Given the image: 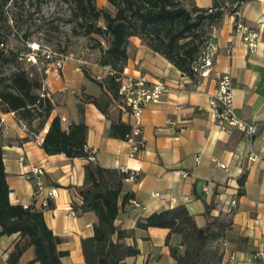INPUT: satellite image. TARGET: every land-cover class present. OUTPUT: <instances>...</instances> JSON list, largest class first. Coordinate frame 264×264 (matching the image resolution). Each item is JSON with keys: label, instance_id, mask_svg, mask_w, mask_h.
Instances as JSON below:
<instances>
[{"label": "crops", "instance_id": "1", "mask_svg": "<svg viewBox=\"0 0 264 264\" xmlns=\"http://www.w3.org/2000/svg\"><path fill=\"white\" fill-rule=\"evenodd\" d=\"M191 3L207 10L213 6V0ZM222 8L221 18L207 30L205 46L214 48V55L206 75L184 74L140 37L128 38L124 73L168 86L159 101L144 106L143 147L134 157L128 156L129 145L123 138L109 135L111 120L92 102L85 101L83 95L90 94L106 104L113 118L127 124L130 118L104 87L83 77L75 82L83 88V94L76 96L70 93L74 82L55 73L50 80L53 90L48 83L52 109L41 124L30 126L15 113H0V145L9 202L42 212L46 225L59 238L58 249L67 251L61 258L63 264H85L80 238L92 235L96 217L91 211L71 213V201L80 202L77 187L84 181V165L89 159L46 153L41 146L54 116L64 118L60 124L65 131L78 121L86 125L85 150L92 152V162L124 169L121 195L127 194L128 198L121 201L120 195L114 224L131 231L124 241L135 246L138 254L126 257L123 264H174L164 244L167 229H142L136 227V221L154 211L184 205L200 226L205 222V206L211 201L215 204L213 215H230L222 264H257L251 255L264 248V0H244L236 7L225 0ZM237 22L259 32L253 51L248 50L235 30ZM223 72L231 78L234 112L256 127L252 134L238 129L227 134L214 125L209 96L214 92L217 76ZM97 73H102L100 67ZM50 94H55L57 104ZM29 164L43 169V186L35 195L33 182L24 176ZM180 170L187 174L182 176ZM242 173L246 176L238 194ZM51 186L57 189V197L49 201L52 206L44 208L42 199ZM230 199H235V207L228 205ZM171 242L177 245L179 236L173 234ZM16 245L23 248L16 264H39L28 238L18 233L0 235V264H6Z\"/></svg>", "mask_w": 264, "mask_h": 264}, {"label": "trees", "instance_id": "2", "mask_svg": "<svg viewBox=\"0 0 264 264\" xmlns=\"http://www.w3.org/2000/svg\"><path fill=\"white\" fill-rule=\"evenodd\" d=\"M115 12L111 16L104 10L97 9L92 0H74L75 15L81 19L80 25L86 33H106V52L120 61L116 66L109 65L117 71H122L127 59V42L131 35L140 36L149 32L157 37L159 44L146 43L152 50L162 53L184 74H196L192 64L197 59L200 50L205 46L207 35L201 42H195V31L207 21L208 27L217 22L223 13L225 0H213L210 10L194 6L191 1L184 5L177 0H106ZM237 4L244 0H227ZM188 6H191L188 8ZM231 8L230 11H233ZM103 17L104 28L96 26L92 19ZM208 30V29H207ZM264 37V29H263ZM183 41V42H181ZM98 84L117 100V87L114 76L107 75L103 80H96ZM33 84L23 71L15 72L10 78V90L0 91V113L13 112L29 123L34 119L31 108L44 107L41 124L49 115L52 104L48 97L38 95L33 91ZM84 100L92 102L107 118L111 120L109 135L125 138L129 125L109 115L107 105L101 104L96 97L90 94L83 95ZM44 105V106H43ZM86 125L82 121L72 123L68 130L61 128L60 119L54 116L49 124L41 146L46 153H64L68 157L83 156L88 158L85 150ZM0 145V235L18 233L26 236L33 246L35 261L39 264H63L61 258L67 251L59 250V238L46 225L43 214L30 206L11 204L8 199V185ZM245 173L238 179L239 190L245 181ZM124 173L120 170L100 166L89 160L84 165V181L77 187L80 202L71 201V208L77 214L88 211L94 213L96 220L93 223V233L80 238L81 252L85 264H123L126 257L138 254L135 246L129 245L124 238L131 234L130 230L117 228L114 220L118 213V200L121 195V180ZM128 198L121 195V201ZM52 206V203L49 204ZM215 207L213 201L206 204L203 215L205 222L197 225L194 216L184 205L154 211L146 217L136 221V227L166 228L164 244L174 264H222L226 231L230 227V215L211 213ZM179 236L178 244L171 242V236ZM22 247L18 245L9 253L6 264H16Z\"/></svg>", "mask_w": 264, "mask_h": 264}, {"label": "rangeland", "instance_id": "3", "mask_svg": "<svg viewBox=\"0 0 264 264\" xmlns=\"http://www.w3.org/2000/svg\"><path fill=\"white\" fill-rule=\"evenodd\" d=\"M177 1L186 5L191 0ZM92 3L97 9L113 16L115 9L106 0H92ZM75 12L74 0H0V91L10 90L11 76L15 72L23 71L34 85L33 91L48 97V83L53 90L54 85L50 80L54 79L57 73L74 82V89L70 90V93L78 96L83 89L75 83L79 77L99 85L95 76L103 62H111L116 66L121 64L105 51V38L108 35L86 33L80 25L81 19L76 17ZM91 22L101 28L105 26L102 16L91 18ZM207 27L208 23L204 21L195 31V42L203 40L207 35ZM138 37L142 42L159 44L157 37L149 32ZM36 46L67 56L65 67L55 69L52 65L55 57L40 56L33 62L29 55ZM54 70L56 72L53 74ZM54 95L50 94L57 104ZM43 108H31L30 113L34 119L29 120L30 126L37 125L41 120Z\"/></svg>", "mask_w": 264, "mask_h": 264}, {"label": "built area", "instance_id": "4", "mask_svg": "<svg viewBox=\"0 0 264 264\" xmlns=\"http://www.w3.org/2000/svg\"><path fill=\"white\" fill-rule=\"evenodd\" d=\"M235 30L241 34L242 40L246 44L248 50L253 51L259 42V32L249 28L241 22L235 23ZM213 55L214 48L204 46L200 50L197 59L192 64L193 71L199 75H206L211 69ZM40 56H45L46 58L55 57L52 62L55 69L62 68L67 58V56L51 52L47 48H39V46L32 48L29 58L33 62H36V58ZM100 68L102 69V73L96 74L95 78L97 80L100 81L103 80L105 76L112 75L118 83L116 106L130 118L128 123L130 128L125 134L124 140L129 145L128 156L134 157L143 147L141 127L144 106L147 102L159 101L162 94L168 90V86L161 81L148 82L144 76L126 74L123 69L122 71H117L109 65H102ZM41 96H44V94H41ZM46 96H48L47 92ZM209 106L214 113V125L219 131L227 134L231 133L233 129H238L247 134H252L256 131V127L253 124L245 122L234 112L232 83L230 75L227 72H223L217 76L214 92L209 96ZM60 120H64V118ZM88 159L93 160L91 151L88 154ZM20 160H23V157H20ZM219 165L223 166L222 164ZM120 171H124V169L121 168ZM179 173L182 176L187 174L185 170H180ZM42 175V167L35 164H29L28 170L24 173V176L30 179L34 184L33 195L38 194L42 189ZM132 175L133 174H130L131 177ZM56 197L57 189L51 186L42 199V206L48 208L50 204L49 201ZM186 198V196H183V199ZM228 205L235 207V199H230ZM23 206L26 207L27 205ZM71 213L74 215L75 211L73 210ZM223 245L225 246V241ZM251 257L257 264H264V248L255 250Z\"/></svg>", "mask_w": 264, "mask_h": 264}]
</instances>
